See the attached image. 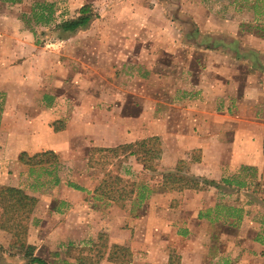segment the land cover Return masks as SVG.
<instances>
[{
    "label": "crops",
    "instance_id": "crops-1",
    "mask_svg": "<svg viewBox=\"0 0 264 264\" xmlns=\"http://www.w3.org/2000/svg\"><path fill=\"white\" fill-rule=\"evenodd\" d=\"M258 1L48 0L68 19L84 5L98 17L44 47L23 30V3L0 1V189L36 199L26 235L35 257L85 264L103 235L95 264H117L114 245L130 252L128 264H264ZM150 138L160 155L130 196L84 184L86 152ZM45 152L55 164L18 161ZM123 165L124 184L150 171L134 156ZM167 173L196 185L170 189ZM10 240L0 229V264H24Z\"/></svg>",
    "mask_w": 264,
    "mask_h": 264
},
{
    "label": "trees",
    "instance_id": "trees-1",
    "mask_svg": "<svg viewBox=\"0 0 264 264\" xmlns=\"http://www.w3.org/2000/svg\"><path fill=\"white\" fill-rule=\"evenodd\" d=\"M0 1L11 4L21 3V0ZM28 12L31 14L32 20L35 24L47 27L54 23L53 16L55 8L53 3H47L45 1L36 2L33 7L28 9ZM76 13L77 15L75 17L54 25L53 29L58 33L57 39L66 38L77 30L87 28L89 24L98 17L97 13L94 12L89 5L82 6ZM23 15L24 13L22 14V19L24 18ZM97 152H109L114 157L123 156V158H125L126 155L136 156V161L142 164L144 169L150 170L152 169L151 163L160 155V143L157 138H150L114 149H99ZM18 161L27 166H38L55 164L57 159L51 152L36 154L32 157L22 153L19 155ZM53 181L55 184L58 183L55 179H53ZM164 181H166V187L170 186V189H176L177 191L194 188L196 185V182L192 179L171 173L164 175ZM123 182L124 181L119 177L105 175V178L100 185L101 192L109 195H112V193L115 192L119 196H130L133 193V187L135 186L134 183L128 185L130 187L129 191H125L123 186L120 187L119 191H116L113 188L115 185H120ZM125 183L127 184V182ZM68 186L78 189V187H74L73 185ZM141 191L138 193L139 199L143 196ZM35 205L36 199L27 196L20 189L11 187L0 189V229L7 231L11 235V248L15 249L18 254L26 259L24 264H46L39 257L34 256V247L26 243L28 220ZM98 242V247L93 250L94 259L86 261L85 264H95L98 262V259L103 257L102 254L106 242L103 235L98 236ZM1 251L2 250L0 249V252ZM93 251L90 249L87 252L90 253ZM130 257V252L126 248L116 245L111 247L108 254V260L117 264H128L130 262Z\"/></svg>",
    "mask_w": 264,
    "mask_h": 264
},
{
    "label": "rangeland",
    "instance_id": "rangeland-1",
    "mask_svg": "<svg viewBox=\"0 0 264 264\" xmlns=\"http://www.w3.org/2000/svg\"><path fill=\"white\" fill-rule=\"evenodd\" d=\"M43 1H45L47 3H51V2H48V0H21V3H23V4L20 7V9H22V10H20V18L23 22V30L32 34L34 36L37 44L40 47H44L46 44L47 45L55 44L56 39H57V34H58L53 29L54 28L53 24L55 22L52 25L47 26V27L41 26L39 24H35L34 21L32 20L31 14H29V12H28V9L30 7H33L36 2H43ZM60 1L62 2V0H60ZM216 1H218V0H215V2ZM219 1L231 2L232 0H219ZM239 1H242V0H239ZM251 1L257 2V0H251ZM263 1L264 0H259L258 2H263ZM52 3L54 4V8H55V13L53 16L54 20L55 21L60 20L61 22L64 19L67 20L69 12L68 11L67 12L62 11L61 9H56V7H60L61 5L59 4V6H58L56 2H52ZM23 13H24V15H23L24 18L22 19ZM68 75H69V72L67 74H65V76H68ZM121 157L122 156L114 157L109 152H97L95 150H89L88 152H86L85 158L88 159L87 166H88V168L90 167L93 169V172H91V173H93V174H91L92 177H94V175H95L97 178L90 177L91 175L88 174L89 172L86 169L85 172L84 171L81 172L83 179H85V181H86V182H84V184L88 185L89 179H99L102 181V180H104L105 175H111L112 177H114V176L119 177L120 173H122V167H126L123 164L127 163V158L129 156L126 155L125 158H121ZM134 159H137V157L134 156ZM152 164H153V162L151 163V165ZM128 176H129L128 180H125V181H127V184L122 183L120 185H115L113 188L116 191H119L120 187L123 186L125 188V191H129L130 187L128 185L130 183H134L135 186L133 187V191L135 192L136 189L138 190L141 185L148 182V179L151 178V176H152V172L150 170L144 174L138 175V173L137 174L132 173ZM121 180H124V179H121ZM112 195L115 197L117 194L115 192H113ZM84 253L87 254L88 252L84 251Z\"/></svg>",
    "mask_w": 264,
    "mask_h": 264
}]
</instances>
